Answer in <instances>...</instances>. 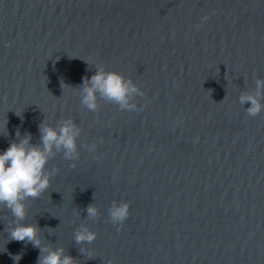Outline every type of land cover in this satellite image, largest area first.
Segmentation results:
<instances>
[{
    "label": "water",
    "instance_id": "1",
    "mask_svg": "<svg viewBox=\"0 0 264 264\" xmlns=\"http://www.w3.org/2000/svg\"><path fill=\"white\" fill-rule=\"evenodd\" d=\"M98 69L136 86L128 107L82 103ZM257 80L264 0H0V153L29 134L42 147L41 125L78 130L20 223L75 264H264V110L240 103L264 105ZM14 220L0 205V264H38ZM84 229L96 239L78 244Z\"/></svg>",
    "mask_w": 264,
    "mask_h": 264
},
{
    "label": "clouds",
    "instance_id": "2",
    "mask_svg": "<svg viewBox=\"0 0 264 264\" xmlns=\"http://www.w3.org/2000/svg\"><path fill=\"white\" fill-rule=\"evenodd\" d=\"M207 19V17H205ZM199 27V25L197 26ZM87 63V62H86ZM257 88H264V81L257 80ZM64 86L63 83L61 85ZM138 89L131 81H125L123 77L114 72H105L98 69L90 80L85 77L83 84L82 103L90 110L95 111L96 93L102 98L118 103L121 108L129 106V96L136 93ZM259 94V92H258ZM240 103H250L247 109L250 116H257L264 110L256 97L252 95H241ZM78 130L71 121H65L59 131L41 125L42 147L32 145L31 135L29 134L19 142H12L6 151L0 153V205L11 211L15 218V226L10 229V240L18 242H28L40 249L41 255L38 264H75L74 258L64 255L62 248L51 250L47 246L41 245L38 238L39 228L37 225L20 223L27 216L25 201L29 198H38L46 189L51 181V174H46L45 168L52 155V149H63L66 159H73L76 153V137ZM19 136V133H17ZM75 167V164L72 165ZM130 205H112L110 217L113 222L122 224L129 216ZM89 217L97 216V209L89 205L87 207ZM76 242L92 243L96 239L95 233L87 229L77 232ZM46 253V254H45ZM9 256L15 262L22 258L20 255ZM111 264V261H109Z\"/></svg>",
    "mask_w": 264,
    "mask_h": 264
}]
</instances>
